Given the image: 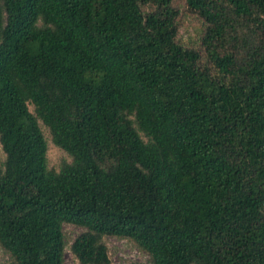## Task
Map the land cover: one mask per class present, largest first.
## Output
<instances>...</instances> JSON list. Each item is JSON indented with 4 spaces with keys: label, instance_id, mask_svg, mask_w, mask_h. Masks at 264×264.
<instances>
[{
    "label": "trees",
    "instance_id": "16d2710c",
    "mask_svg": "<svg viewBox=\"0 0 264 264\" xmlns=\"http://www.w3.org/2000/svg\"><path fill=\"white\" fill-rule=\"evenodd\" d=\"M0 0V246L9 264H264V0ZM33 108V112L29 107ZM71 163L47 168V141Z\"/></svg>",
    "mask_w": 264,
    "mask_h": 264
},
{
    "label": "rangeland",
    "instance_id": "374dc122",
    "mask_svg": "<svg viewBox=\"0 0 264 264\" xmlns=\"http://www.w3.org/2000/svg\"><path fill=\"white\" fill-rule=\"evenodd\" d=\"M175 6L180 11L177 42L184 47L199 49L203 23L195 15L187 12L186 6L181 0H176ZM29 110L33 112L31 106ZM40 127L48 145L46 154L47 168L58 171L64 163H71V158L52 143L48 130L41 124ZM3 160L4 155L0 147V162H3ZM62 230L65 241L64 264H78L70 253V245L84 229L64 224ZM103 242L108 250L110 264H151L149 256L128 239L104 237ZM9 263V254L0 246V264Z\"/></svg>",
    "mask_w": 264,
    "mask_h": 264
}]
</instances>
